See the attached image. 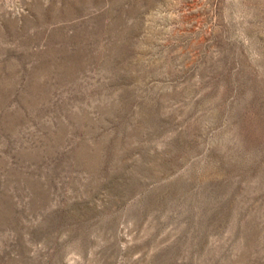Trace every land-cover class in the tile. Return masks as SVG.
I'll list each match as a JSON object with an SVG mask.
<instances>
[{
	"label": "rangeland",
	"instance_id": "rangeland-1",
	"mask_svg": "<svg viewBox=\"0 0 264 264\" xmlns=\"http://www.w3.org/2000/svg\"><path fill=\"white\" fill-rule=\"evenodd\" d=\"M0 264H264V0H0Z\"/></svg>",
	"mask_w": 264,
	"mask_h": 264
}]
</instances>
